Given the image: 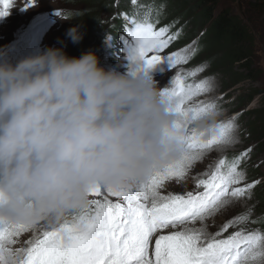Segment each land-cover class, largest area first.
<instances>
[{
  "label": "clouds",
  "instance_id": "9594fccd",
  "mask_svg": "<svg viewBox=\"0 0 264 264\" xmlns=\"http://www.w3.org/2000/svg\"><path fill=\"white\" fill-rule=\"evenodd\" d=\"M177 120L150 74L106 69L94 51L0 61V220L54 226L98 186L148 179L183 154Z\"/></svg>",
  "mask_w": 264,
  "mask_h": 264
},
{
  "label": "snow or ice",
  "instance_id": "6c2138e0",
  "mask_svg": "<svg viewBox=\"0 0 264 264\" xmlns=\"http://www.w3.org/2000/svg\"><path fill=\"white\" fill-rule=\"evenodd\" d=\"M2 2L7 9L10 0ZM29 4L34 6L36 0ZM7 14V10L0 12ZM157 23L150 12L142 19H130L121 38L130 42L132 57L149 68L165 60L173 69L186 65L196 49L186 46L166 52L180 30L171 32ZM202 70L176 72L171 86L163 89L178 117L183 150L179 159L132 186L96 187L86 207L71 211L54 226L0 220V264H264V232H229L247 221L248 215L228 220L215 232L205 225L233 198L246 197L259 183L246 182L241 169L251 148L231 159L219 158L210 171L195 178L193 190L162 192L166 182L184 180L206 154L236 143V117L218 120L215 101L195 99L210 91L207 79L188 82ZM201 121L204 126H196ZM197 223L201 226L196 227ZM30 232L34 237L15 247L21 235Z\"/></svg>",
  "mask_w": 264,
  "mask_h": 264
},
{
  "label": "rangeland",
  "instance_id": "374dc122",
  "mask_svg": "<svg viewBox=\"0 0 264 264\" xmlns=\"http://www.w3.org/2000/svg\"><path fill=\"white\" fill-rule=\"evenodd\" d=\"M218 1L221 7L227 8L239 15L252 33V42L250 44V49L252 51L250 63L252 64V69H246L242 64H236L232 68H228L230 71L240 74L238 80L231 81L225 75V70H216L207 59L202 58L199 60L198 52L195 51L189 61L190 63L188 62L184 66H178L176 69L168 66L167 69H163L162 65L166 62L165 60L161 64L150 68L157 69L154 71L153 76L150 73L147 74H150L158 82L159 88L165 89L171 86L172 78L176 72L184 71L187 73L191 70L203 69L202 71H197L195 76L189 78H191V81L194 80L191 83H198L200 80L207 79L210 83V91L206 100L203 98L206 96L205 94L195 99L198 101H215L219 106V120H227L231 117H236V143L230 145L223 151L217 150V152H213L208 160L202 159L199 161H206V166L202 168L199 167L197 170L191 168L188 176L184 180L173 179L166 182V187L162 192L164 194H168L169 192L184 193L193 190L195 178L201 176L206 171H210L215 163L218 162L219 158L227 156L228 154L234 155L237 152L241 153L245 149L251 148L252 151L242 162L241 169L245 173L246 182L250 183L256 180L259 181V183L246 197L239 199L233 198L229 204H227V207L225 205L207 219L205 225L208 231L215 232L228 220L238 215L246 214L249 219L229 229V232L240 229H244L246 232H264V220L262 218L264 212L260 211V202L258 199V191L264 190V152H256V150H258V140L255 138V134H252L251 130L248 128L253 119L249 113L260 111L264 119V13L254 5V2H264V0ZM79 7L80 3L76 0H36L34 6H30L29 0H10L9 6L5 9L2 0H0V12L5 10L8 12L7 15H0V50L5 53V55L0 56V61L7 60L14 64V59L18 57V49L24 45L23 37L25 32L27 38L32 40V44L34 45V42L38 41L40 48L44 46V51L50 47L60 48L69 57H79L78 51L71 48L68 35V30L72 28V25L68 23L70 21L69 18L74 12L79 10ZM57 11L61 14L57 15ZM161 12L172 17L181 13L177 11L175 15H172V12L167 11L166 4L161 7ZM48 13H50V17L45 23L35 27L32 26L31 22L33 18H36L38 14L48 15ZM120 13L119 7L114 6L111 10L109 9L104 12V14L100 15L98 25H94L99 32L92 38L89 44L83 47V53L94 51L103 67L106 69H115L118 72H121L120 70L124 68L126 54H123V52L129 51L128 43L121 40V27H117L121 24L120 21L122 17ZM175 18L178 20V24L183 23L182 18ZM168 21H170V19H168L167 22ZM189 21L193 24L192 19H189ZM53 22L54 24L49 28L46 34V28ZM176 28L183 34L179 26ZM36 31L39 32L37 38L33 36V33ZM117 32H120V34L114 36ZM182 34L174 41L173 47L179 50V48L190 46V48L195 49V44H193V42H186L188 39ZM115 42L119 44H115ZM166 52H168V49ZM25 53L27 56L30 55L27 50H25ZM35 55H37L36 51ZM131 64H133V62ZM135 64L139 68L144 65L143 62L139 60L135 61ZM137 66H135L138 71L137 74H142ZM125 69H129V67L127 66ZM249 92L250 94H248ZM249 95H253V97H248ZM252 171H259L257 178L252 179ZM234 201L236 203L230 210L228 206L232 205ZM200 226L201 225L197 223L196 227ZM33 234L34 233H31V237ZM27 239H30L29 235L21 240L20 245Z\"/></svg>",
  "mask_w": 264,
  "mask_h": 264
},
{
  "label": "trees",
  "instance_id": "16d2710c",
  "mask_svg": "<svg viewBox=\"0 0 264 264\" xmlns=\"http://www.w3.org/2000/svg\"><path fill=\"white\" fill-rule=\"evenodd\" d=\"M76 1L80 3L79 10L71 15L68 23L72 27L79 25V31L83 34V38L75 43L69 36L71 48L76 49L79 56L83 53V47L89 44L92 38L99 32L94 25H98L99 17L104 12L109 9L111 10L114 6L119 7L122 18L121 24L119 25L118 23V25L124 26L128 24L133 16L137 18V15L142 12L144 7H154L157 11L155 14L158 22L170 23L175 27L179 26L185 38L188 39L186 42H196L194 46L196 52H198L199 60L202 58L207 59L216 70H225V75L231 81L238 80L240 74L234 73L228 68H232L236 64H242L246 69H252V64L250 63L252 56L250 49L252 33L239 15L227 8L221 7L218 0H136V3H132L131 0ZM164 4L167 6V11L172 12V15H175L177 11L181 13L173 17L167 16L161 12V7ZM254 5L264 13V2H254ZM175 17L182 18L183 23L178 24V20ZM168 19L170 21L167 22ZM189 19L193 20V24ZM119 33L117 32L114 36H117ZM248 97L252 98L253 95H249ZM249 115L253 119L248 128L252 134H255V138L258 140V150L256 152H264L263 115L260 111L249 113ZM237 154H240V152H237ZM251 174H253L252 179H255L259 171H252ZM258 199L260 211L264 212V190L258 191ZM262 218L264 220V216Z\"/></svg>",
  "mask_w": 264,
  "mask_h": 264
},
{
  "label": "bare ground",
  "instance_id": "6f19581e",
  "mask_svg": "<svg viewBox=\"0 0 264 264\" xmlns=\"http://www.w3.org/2000/svg\"><path fill=\"white\" fill-rule=\"evenodd\" d=\"M36 18H33L32 19V22H31V24L32 25H35V24H33V21L35 20ZM16 39V38H15ZM25 50H26V48L25 47H20L19 49H18V57L17 58H15L14 59V64L16 63V62H18L19 61V59L20 58H24V56H27V55H25L26 53H25ZM209 94V92L208 93H205V97H203L205 100L207 99V95ZM208 100H210V99H208ZM213 101V100H212ZM219 120V119H218ZM213 152H217V150H215V151H212L211 153H208V154H206L204 157H203V160H208V158H210V156L213 154ZM204 166H206V161L205 162H195L194 164H193V166H192V168L194 169V170H197L199 167H204ZM191 170V169H190ZM236 202L234 201L233 202V204L232 205H230V206H228L229 207V209L231 210L232 208H233V206H234V204H235ZM226 207H227V205H226ZM28 235L30 236V238H33L34 236V234L32 235V237H31V233L29 234V233H24V234H22L21 235V237L19 238L20 239V241L21 240H23V238H25V237H28ZM20 246H22V245H20V243H18V244H16L15 245V247H20Z\"/></svg>",
  "mask_w": 264,
  "mask_h": 264
},
{
  "label": "water",
  "instance_id": "95a60500",
  "mask_svg": "<svg viewBox=\"0 0 264 264\" xmlns=\"http://www.w3.org/2000/svg\"><path fill=\"white\" fill-rule=\"evenodd\" d=\"M45 17V15L43 14H38L36 19L34 20V23L40 22L41 20H43Z\"/></svg>",
  "mask_w": 264,
  "mask_h": 264
}]
</instances>
